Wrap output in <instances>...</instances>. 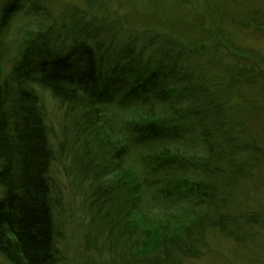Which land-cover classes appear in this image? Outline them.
Listing matches in <instances>:
<instances>
[{"label":"trees","instance_id":"obj_1","mask_svg":"<svg viewBox=\"0 0 264 264\" xmlns=\"http://www.w3.org/2000/svg\"><path fill=\"white\" fill-rule=\"evenodd\" d=\"M156 1L183 14L176 19L152 8L144 31L112 24L115 17L96 20L94 11L109 16V0L64 1L57 8L59 0H51L50 10L43 0H0V50L12 54L6 71L0 61V255L6 260L51 264L59 235L60 208L47 174L51 129L39 89L78 113L70 132L77 150L86 152L81 133L96 136L94 153L102 159L92 153L77 159L103 170L92 179L103 188L86 199L93 212L109 200V232L141 239L131 264H182L207 230L239 243L242 225L253 223L246 212H232L237 195L226 184L255 183L250 169L260 173L264 150L253 129L264 117L254 118L256 99L242 106L229 95L246 80L263 85L264 64L224 31L220 15L231 14L214 0ZM258 12L243 9L245 16ZM16 17L14 55L3 43ZM259 18L262 25L264 15Z\"/></svg>","mask_w":264,"mask_h":264},{"label":"rangeland","instance_id":"obj_2","mask_svg":"<svg viewBox=\"0 0 264 264\" xmlns=\"http://www.w3.org/2000/svg\"><path fill=\"white\" fill-rule=\"evenodd\" d=\"M43 1L47 6V10H50L51 0ZM64 1H73L78 6H82V0H59L58 5H53L54 8L60 6V3H65ZM109 1L111 8H107L106 10H109L107 13L109 16L105 17V13L101 14L94 11L93 17L96 20L108 18L107 20L109 21V18L114 19L115 17L112 24H127L131 28H143L144 31H147L146 28L149 29L143 23L150 16L152 8L157 9V12H172L171 14L176 19L177 16L183 14V10L174 8L173 3L158 2L156 0ZM214 1L222 10L231 14L230 17L234 16L233 18L241 22L236 31L238 33V41L243 48L244 46L245 48L249 47L253 51V54L258 56L261 63L264 64V22L261 25V21H259L261 18L258 19L259 16L264 15V7L260 6H264V0H238V6L233 8L231 7L230 0ZM112 9L116 10L117 14ZM243 9L246 10L247 14L256 9H259V12L254 14L257 16L255 18L252 15L245 16ZM22 17L27 18L28 15ZM230 17L227 19L233 27V20L231 21ZM251 17L256 20L250 22ZM20 20L21 17H16L11 23L10 30L5 35V43L12 47L14 55H16L18 49L15 40H13L16 37L14 31L18 29ZM231 26L227 23L228 31H224L235 32ZM1 53L2 57H0V61L2 69L6 71L12 63V54L10 52H3V50H1ZM256 58L254 57V59ZM261 66L264 68L263 65ZM246 81L250 83L244 82L240 86L239 90L242 93L235 91V94H230L229 98L233 100V103L239 102L237 105L244 106L245 100H250L253 91L259 88V95L256 94L254 97L256 102L259 103L252 110L257 109L254 118H263L264 97L260 95L262 91L264 92V82L263 85L258 86L257 82L255 83L253 80ZM38 93L43 107V118L51 129L48 138L49 143L53 145V156L48 161L47 174L50 176L54 196L61 214H59V235L55 236L51 243L54 256L51 264H131L133 255L130 251L136 242H141V239L135 233H122L119 230L120 228H118L119 231L116 234L109 232V225L107 223L109 219V200L104 202L100 210L93 212L94 207L86 199L89 196V192L93 189L103 188V185L98 181L95 182L94 186L92 182L93 177L99 178L103 170L94 168L97 163L83 165L82 161H78L77 159L84 157V155L89 156L91 153L99 161L102 159L96 156V153H98V140L95 139L96 136L94 138L88 137L87 132L79 135L81 140H85V146L80 141L83 148L86 149V152L82 154L83 152L80 151L84 149L77 150L73 142L74 136L70 134L74 128L73 122L78 113L68 110V107L60 106L51 97V94L44 89H39ZM256 123H259V128L253 129V133L260 132V141L258 140L259 144L256 145L260 152L264 148V122L256 121ZM252 124L248 121L246 126ZM252 158L258 159L256 155H252ZM90 162L93 163V160L91 159ZM245 166L246 168L250 167L249 164H245ZM257 168L252 167L250 169L254 177L252 181L255 183H250L246 178H240L238 184H234V186L226 184V189L228 188L230 193L237 195L235 199L233 198L236 201V210L233 209L234 211L232 212L237 213L238 210H242L247 213L253 222L249 225H242L239 231L241 234L239 243L235 237H228L224 232L215 233L214 231L210 232V230H207L203 235L202 243L196 247L194 256L181 258L182 264H264V163L260 168V173ZM90 182H92V186H90ZM256 188L259 189L256 191ZM220 200L221 198H216L217 202ZM79 223L81 224L78 225ZM260 244H262V247H260ZM123 257L126 259L125 263L120 261V259L123 260ZM0 264L14 263L0 255Z\"/></svg>","mask_w":264,"mask_h":264},{"label":"bare ground","instance_id":"obj_3","mask_svg":"<svg viewBox=\"0 0 264 264\" xmlns=\"http://www.w3.org/2000/svg\"><path fill=\"white\" fill-rule=\"evenodd\" d=\"M230 4H231V7L233 8V7H235V6H238V0H231L230 1ZM257 10V9H256ZM220 17H222V28L224 29V30H226V31H228L227 30V23L229 24V21H228V19L221 13V15H220ZM112 19V18H111ZM111 19L109 18V20L111 21ZM234 39V38H233ZM258 90H259V88L257 89V90H254L253 91V94L250 96V97H255V95L256 94H258ZM244 93H246V92H244ZM251 99H255V98H251ZM58 220H59V218H58Z\"/></svg>","mask_w":264,"mask_h":264}]
</instances>
